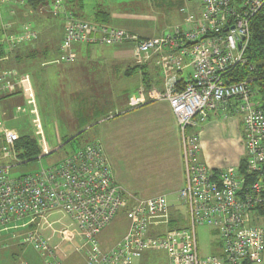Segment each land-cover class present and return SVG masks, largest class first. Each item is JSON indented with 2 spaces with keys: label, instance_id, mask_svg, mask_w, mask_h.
Wrapping results in <instances>:
<instances>
[{
  "label": "built area",
  "instance_id": "obj_1",
  "mask_svg": "<svg viewBox=\"0 0 264 264\" xmlns=\"http://www.w3.org/2000/svg\"><path fill=\"white\" fill-rule=\"evenodd\" d=\"M200 3L198 17L189 15L184 27L177 24L156 36H140L122 27L76 19L63 0L54 1L53 14L60 12L64 17L63 61L73 60L74 43L111 45L125 40L134 44L139 64L152 55L161 57L164 86L150 89L148 96L168 101L182 134L185 180L176 199L185 208L187 225L175 230L168 227L171 205L163 194L145 200L126 198L96 142L73 151L50 168L11 176L10 168L18 160L13 151L18 135L0 123L1 229L25 227L26 240L51 259L48 264H59L58 246L50 244L53 237L70 243L74 251L84 250L87 264H145L146 255L164 256L159 264H253L260 260L264 226L250 216L264 202V186L259 179L247 183L239 164L214 170L198 161V134H186V129L203 124L214 109L239 113L246 171L264 175V111L251 97V78L234 82L225 77L229 69L245 64L250 19L264 6V0ZM20 30L11 36L4 33L0 39L11 51L22 41L32 42L37 37V30L29 23L22 24ZM185 56L191 67L186 82L180 78ZM9 73L0 74V94L11 87L4 79ZM140 97L135 102H142ZM120 208L128 210L129 228L120 242L103 251L96 236ZM54 214H61V218L50 221ZM55 223L60 229L54 228ZM199 225L215 229L220 255L199 254ZM71 228L78 231L79 242L73 241Z\"/></svg>",
  "mask_w": 264,
  "mask_h": 264
},
{
  "label": "crops",
  "instance_id": "obj_2",
  "mask_svg": "<svg viewBox=\"0 0 264 264\" xmlns=\"http://www.w3.org/2000/svg\"><path fill=\"white\" fill-rule=\"evenodd\" d=\"M83 2L84 0L63 1L64 6L70 12L71 8L69 4L77 3L84 7ZM158 2L159 5H164L166 10L173 13L172 22L165 30L162 29L164 31L177 24L181 28L184 27L189 20V15H193L194 18L198 17V10L201 5V0H158ZM53 8V2H48L36 10L37 13L34 17L36 21L32 23L38 35L33 40L34 42L23 44L22 47L11 51L6 47L4 42L0 41V74L3 71L10 72L4 79L6 82H9L11 87L8 90H11V92H14L17 88H22V90L20 89L21 93L9 97L18 96L24 100H28V105H25L30 108L27 116L33 115L37 117L36 123L38 124V129L44 135L42 123L39 122L38 116L33 113L37 105L31 99L33 91L30 93V98L28 95V98L25 96L23 75H26L29 92L34 89L35 85H37L39 91L48 90L49 81L45 74H36V70L38 69L36 68L37 64L34 61H27V57L24 56V54H27L26 50H35L36 59L43 68L48 65L64 67L65 75L61 79L58 78V84L64 90L63 84L60 83V80H64L66 82L64 85L66 84L69 89H73L70 93L77 94V97L71 99L74 103H76V99L79 98L80 93L85 95L92 93L95 95L93 93L95 91L94 86L97 85V93H106V96L103 95L102 100H104L105 105L109 103L104 111L107 114L110 113V117L99 121L95 126L93 125L91 136L96 138L103 149L112 170L113 179L120 185L126 198L133 196L139 200H145L162 194L167 199L173 198L172 200H168L172 205L170 212L182 216L184 213L182 211L183 208L180 213L178 211L179 206L174 204L177 192L184 185L185 180L183 140L176 117L171 110L170 104L165 100L159 98L153 99L147 96L144 101L135 103L136 98L140 95L138 90L142 86L145 87L146 79L149 82V87L157 89L163 85L164 79L162 73H160L162 71L161 57L152 55L142 65V67L144 66L143 69H139L140 72L137 70L129 76H124L125 69L134 66V47L131 43H119L114 46L101 43L89 45L74 43L72 45V52L74 54L73 61L76 66H73L74 64L67 65V62L62 60V55L58 53V46L62 42L61 39L65 29L64 22L58 18L59 13L53 14ZM181 8L185 9L186 12H181ZM99 11L101 10L96 12ZM104 12L106 14L100 15L107 20L106 23L109 25L111 24L118 28L122 27L140 36H153L147 31L142 30L141 23L143 24L144 20H139L136 16L117 17L113 15L111 17L108 12ZM29 13L31 11L25 8L23 0H3L0 3V39L7 32V29L15 28L19 33L22 23L26 22L25 19L31 18ZM55 16L57 18H54ZM79 18L86 21L89 20L83 16H79ZM162 30L155 34V36L159 35ZM82 51H84L83 55L80 54ZM16 55H23V57L15 58ZM79 63H83L82 67L84 69L86 67L84 63L91 64L90 70L87 67V72L89 73L77 72L73 69L78 67ZM109 64L111 66H119V68H115L114 66L107 68ZM182 66L180 78L186 82L190 80L191 74L188 57H184ZM101 71L102 73L100 74ZM141 72L147 73L145 80H143L144 77L142 78ZM119 76L125 79L123 81L122 79L119 80V82L122 81L121 87L118 86L120 91L112 87L117 93L116 98V96L108 94L111 87L109 78H118ZM76 82L82 84L78 86L79 84ZM34 83L36 84L34 85ZM76 87L80 90L76 89ZM4 95V93L0 94V98L5 97ZM26 107L22 111L23 116H26L28 111ZM78 109L75 108L73 110L72 115L75 117ZM13 111L9 110L7 114H12ZM23 119H26V117ZM0 123L2 124V122ZM18 132L26 134L24 133L25 131L20 132L18 130ZM193 132L198 134L197 159L204 165L206 164L216 170L227 167V165H237L243 157L241 140L244 131L243 120L239 113H234L229 108L223 110L214 109V111L209 113L208 119L203 124L186 129V134ZM32 136L39 140V134ZM64 136L67 135H63L62 137ZM60 137L58 144L61 142ZM41 138L44 140V136H41ZM39 143L40 146L44 147L47 141ZM26 230L25 227H20L16 230H3L0 225V250L7 251L11 249L20 264H46V256L26 240ZM51 244L58 246L55 249L57 257L59 256V252L64 254V250H60L62 243H60L58 237H54ZM67 247L65 249L67 253L75 252L71 247ZM28 252L33 254L32 258L29 257ZM220 253L221 243L219 245V252L214 254L220 255ZM144 261L147 264H154L157 261V257L146 255Z\"/></svg>",
  "mask_w": 264,
  "mask_h": 264
},
{
  "label": "rangeland",
  "instance_id": "obj_3",
  "mask_svg": "<svg viewBox=\"0 0 264 264\" xmlns=\"http://www.w3.org/2000/svg\"><path fill=\"white\" fill-rule=\"evenodd\" d=\"M83 3H84V7L80 6L77 3L69 4L71 8V12L73 13L72 15L76 19L79 18V16H83L84 18L89 19L88 21L90 22L99 23L96 22L97 18L95 16V12L98 10H104L108 12L109 15H111V17H113V15H116L117 17L136 16L139 20H144L143 24L141 23L142 30L147 31L150 35L153 36L159 33V31H161L162 29L165 30V28L169 24H171L173 18V13H170L169 10H166L164 5H159L158 0H84ZM54 18H57V16H55ZM58 18H60V21L64 22V17L60 13L58 15ZM164 30H162L160 34L163 33ZM122 43L132 44V42L127 40L122 41ZM111 45L114 46L116 44H111ZM132 45L134 47V44ZM83 53L84 51H82L80 54L83 55ZM133 53H134L133 56L134 65L138 66L137 70L139 71L142 64L137 63L138 54L136 52L135 47ZM73 60L70 61L68 60L67 65L74 64L73 66H76ZM34 63L37 64L36 68H38L36 70V74L37 75L45 74L46 78L49 81V85H48L49 88L47 87L48 90L46 89L39 91L37 85H35L36 83H34L35 85L34 89L31 90V92L33 91L32 92L33 97L31 98L32 102H35V104H37L36 106L34 105L36 108L34 109L33 113L38 116L39 122L42 123V129L44 135H42L40 129H38V124L36 123L37 117H34L33 115L29 117L27 116L28 112L30 111V108L26 107L28 105L27 103L28 100L27 99L24 100L23 98L18 96L0 98V122H2L4 128L10 129L14 133L16 132L17 135L19 134L18 130L20 132L25 131L24 133L26 134L29 133L31 135L39 134L38 138L40 142L46 140L47 144L45 143L44 147L41 146V151L43 153L41 154V157H39L38 159L29 160L28 162L17 160V163L10 168V172H9L10 175L13 177H17L18 175L21 174H28L31 172H35L39 170V168L41 167L50 168V166H53L54 164L60 162V160L63 157L72 153L78 147V145L85 143L87 140H92L90 138L93 131L92 128L89 131L82 133V135L78 136V138L71 140V142H68V140L65 141L62 136L63 135H67V137L71 136V134H74L79 130V127L77 125H80L81 122H84L85 119L92 120L93 116L90 115L94 110L93 108V104L95 103L93 102L94 100L98 101L101 98L99 103L96 102V104H98L99 109H102L101 111H104L106 106L109 104L107 103V105H105L104 100H102L103 95L106 96V93L103 92L97 93L98 92L97 85L94 86L95 91L93 92L95 93L96 96L92 93L89 95L80 93L78 96L79 98L76 99V103H74L71 99L77 97V94L70 93V91L72 92L73 89H69L66 84L64 85V83H66L64 80L62 81L60 80V83H62L65 88V89L63 88L64 90H62V86L60 88V84H58V78L61 79V77H64L65 75L63 70L64 67L48 65L43 68L40 66V63L37 59L34 60ZM84 64L86 66L85 67L86 70L82 67L83 63H79L78 64L79 66L73 69H75L77 72L86 73L88 71L87 67H89L88 69L90 70L91 64L89 63L88 64L84 63ZM112 66L109 64L107 68H111ZM114 67L119 68V66H114ZM162 72L163 71H160V73ZM101 73L102 71L100 72V74ZM141 75L143 78L142 72ZM120 79H122L123 81L125 78L123 79L122 76H119L118 78L115 77L109 78L111 87L109 88L108 94L114 95L116 96V98H117V93L114 89L120 91L118 89L119 88L118 86L121 87L122 81L119 82ZM76 83L79 84L78 86L82 84L79 82ZM163 86L164 85H161V88L159 89H162ZM250 86L252 87L251 97L255 100L261 99L262 93L260 91L258 84L256 82H252ZM112 87L114 89H112ZM76 89L79 88L76 87ZM150 89L155 90V88L152 87H147V88L143 86L140 87L138 92L140 94L139 96L141 97L139 98L138 101L140 100L144 101L145 97L148 96L149 94L148 91ZM132 96L134 95L132 94ZM82 98H85L87 101L85 104L86 107L83 106L82 103L80 104ZM63 99L65 102L63 101ZM25 107L26 109L28 108L27 109L28 111L26 113V116L25 115L23 116L22 111L23 109H25ZM75 108L76 109L79 108L80 110L81 108H84V111H82L81 114H76L75 117L74 115H72L73 110ZM9 110H14V111L12 112V114H7ZM25 117L26 119H23ZM41 136H44V140H42ZM59 137L61 138L60 144H58L60 141ZM13 151H14V147H13ZM1 155L2 153H0V156ZM172 199H168V200H172ZM60 218H61V214H54L51 216L50 221L58 220ZM250 219L255 220L256 224L262 227L264 226V217L262 218L261 216L256 215V212L252 213ZM64 220L68 221V218H64L63 221ZM185 220H186V215H184V221ZM129 222H130V216L128 214L127 208L118 209L116 215L112 218V220L108 223V225H106V227H104L97 234L96 237L99 241V247L103 251H108L110 247L120 242L121 238H123V235L127 232L129 228ZM60 227H61L60 224L57 223L54 224V228L60 229ZM71 230H74L75 239H73V241L79 242L80 237L78 236L79 235L78 231L74 228H71ZM196 233H197V244L199 245V254L201 256L206 257L209 255H214V253L219 252L220 239H218L219 238L217 237L218 234L215 232V229L213 227L209 225L208 226L199 225L196 228ZM60 243H62L60 246V250H64V254H62L61 252L58 253L59 256L57 261H59L60 264H86V260H84L83 252L76 250L75 252L72 251L67 253L65 249L68 248L67 246L71 247L70 243L67 242L63 243V241L61 240ZM28 255L30 258L33 257V254L31 252H28ZM163 260H164V256H161V259L156 262H160ZM0 264H20V263L18 262L16 256H14V252L10 249L7 251L0 250ZM253 264H264V250L260 260L255 261Z\"/></svg>",
  "mask_w": 264,
  "mask_h": 264
},
{
  "label": "trees",
  "instance_id": "obj_4",
  "mask_svg": "<svg viewBox=\"0 0 264 264\" xmlns=\"http://www.w3.org/2000/svg\"><path fill=\"white\" fill-rule=\"evenodd\" d=\"M23 1H24L25 8H27V10L31 11V13L33 12L32 14L29 13V16L31 18H28V20L25 18H23V19H25V21L27 23H29V24L31 23L30 25L33 28L34 27L33 23L36 21V19H34V17L36 16V13H37L36 10L40 9V6H42L45 3H48V2L54 3L55 0H23ZM63 1L72 2L74 0H63ZM100 14L103 15L106 13L102 10L99 12H96V16H97L96 21L99 23L109 25L106 23L107 20L105 18H103ZM26 22H24V23H26ZM18 31H19V29H18ZM249 31H250V38H249V45L245 51L246 58H247L245 64L244 65H236L233 68L229 69L226 72L225 77L227 78V80L234 81V82L239 81V80H245V78H251V83L256 82L260 88L261 93H262V98L258 99L256 101H258L259 107L264 111V88L262 86V82L264 81V6H262L260 8V10L256 14H254V16L250 19ZM6 33H8V35L11 36V34L15 35L18 32L15 28H11V29H7ZM37 35H38V32H37ZM30 42L22 41V43L17 45L13 50L15 51L16 49L22 47L23 44L30 43ZM100 43L105 44V45H109V44H106L103 42H100ZM100 43H96V44H100ZM26 52H27V54H24V56L27 57V61L31 62V61H34L36 59L35 50H29V51L26 50ZM58 53L63 55L62 51H60V45L58 46ZM16 57L22 58L23 55H16L15 58ZM143 67L141 66L140 69H143ZM137 69H138L137 65H134L133 67H128L125 69L126 72L124 73V75L129 76L132 73H134V71H137ZM142 73H143V77H144L143 80H145L147 73H145V72H142ZM23 83H24L23 85H25V90H24L25 96L27 98L29 96V98H30L31 97L30 96L31 91L29 92V90H28L29 84H27L28 82L26 81V75H23ZM147 87H149V82L146 79L145 80V88H147ZM20 89L22 90V88H20ZM20 89L17 88L14 90V92H11V90H8L7 92L4 93L5 98L9 97L11 95H14V94L21 93L22 91ZM100 99L98 101L94 100L93 101V102H95L94 104H96V102L99 103ZM86 102H87L86 99L82 98L80 101V104L82 103V105L86 107V105H85ZM94 104H93L94 110H93L91 115L89 114L90 116H93L92 120L85 119L84 122H81V124L78 126L79 130L75 134H71V136H68V137L67 136L63 137V139L65 141L68 140V142H71V140L78 138V136L82 135V133L89 131L91 128H93L92 126L93 125L95 126L99 121H103V119H107L110 117V113L107 114V112L101 111V109H99V107H98V104H96V105H94ZM82 111H84V108H81V110L78 109V112H76V113L81 114ZM90 138L92 140H87L85 143L78 145V147L75 150L80 149V148H82V146H84L86 144H91L93 142H96L100 146V144L97 142V140H96V138H94V136L93 137L91 136ZM39 142H40L39 140H37L34 136H32L30 134H20L19 133L18 138L16 139L14 146H13L14 152L16 154V158L19 161L28 162L29 160H34V159H38L39 157H41V154L43 152L41 151V146H40ZM100 148H101V146H100ZM102 151H103V149H102ZM103 154H104V152H103ZM66 156H68V155H66ZM104 156L106 158L105 154H104ZM61 160H60V162H61ZM107 161H108V159H107ZM238 164H239V172L246 179L247 183H250V181L259 179L260 182L262 183V186H264V175H260V176H258L256 174H250L249 175L247 173L244 157H242L240 159ZM263 172H264V164H263ZM31 173H34V172H31ZM28 174H21V175H28ZM261 197H264V189L262 190ZM174 201H175L174 204L179 206L178 211H180V213L183 211L184 213L182 214V216L180 214H177V213L175 215L174 212H172L173 214L171 213V217H170L168 227L172 230L173 229L175 230V228L176 229L183 228L187 225L186 220L185 221L183 220L184 214L186 215V211H185L184 206L179 204V201L176 199V197H175ZM170 205H171V203H170ZM182 208H183V210H182ZM256 215H259L262 218L264 217V202L262 203V206L257 207ZM80 251L84 253V257L86 260L85 251L84 250H80ZM45 258H46V264H48L49 262H52L51 259L49 261L48 257H45ZM160 259H161V257L159 259H157V261ZM162 262H164V260L160 261V262H155L154 264H159ZM86 264H87V260H86ZM145 264H147V263L145 262Z\"/></svg>",
  "mask_w": 264,
  "mask_h": 264
},
{
  "label": "water",
  "instance_id": "obj_5",
  "mask_svg": "<svg viewBox=\"0 0 264 264\" xmlns=\"http://www.w3.org/2000/svg\"><path fill=\"white\" fill-rule=\"evenodd\" d=\"M262 86H263V88H264V81L262 82ZM263 174H264V172H263Z\"/></svg>",
  "mask_w": 264,
  "mask_h": 264
}]
</instances>
